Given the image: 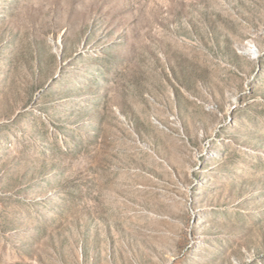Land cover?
Segmentation results:
<instances>
[{
	"label": "rangeland",
	"instance_id": "1",
	"mask_svg": "<svg viewBox=\"0 0 264 264\" xmlns=\"http://www.w3.org/2000/svg\"><path fill=\"white\" fill-rule=\"evenodd\" d=\"M0 264H264V0H0Z\"/></svg>",
	"mask_w": 264,
	"mask_h": 264
}]
</instances>
